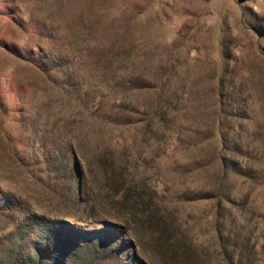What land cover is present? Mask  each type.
<instances>
[{
	"label": "rangeland",
	"instance_id": "1",
	"mask_svg": "<svg viewBox=\"0 0 264 264\" xmlns=\"http://www.w3.org/2000/svg\"><path fill=\"white\" fill-rule=\"evenodd\" d=\"M0 264H264V0H0Z\"/></svg>",
	"mask_w": 264,
	"mask_h": 264
},
{
	"label": "trees",
	"instance_id": "2",
	"mask_svg": "<svg viewBox=\"0 0 264 264\" xmlns=\"http://www.w3.org/2000/svg\"><path fill=\"white\" fill-rule=\"evenodd\" d=\"M234 141V139L232 138H222V143H223V146H225L226 144L228 145H231V143ZM233 150V149H232ZM224 157H227V156H224ZM228 162H231V163H228ZM225 172H227L228 174L230 173H233V174H237V175H242L241 174V166L238 164L237 161H228L227 158H225ZM66 224H68L67 222L64 223V226H67ZM65 228V227H64ZM69 234H71L70 230H67ZM75 231H77V229H75ZM78 232H79V229H78ZM71 240V239H70ZM69 239H66L65 242H68ZM59 257V256H58ZM60 258V257H59Z\"/></svg>",
	"mask_w": 264,
	"mask_h": 264
}]
</instances>
